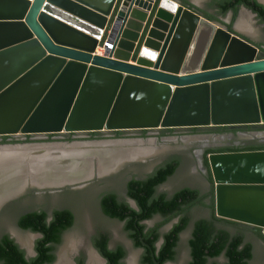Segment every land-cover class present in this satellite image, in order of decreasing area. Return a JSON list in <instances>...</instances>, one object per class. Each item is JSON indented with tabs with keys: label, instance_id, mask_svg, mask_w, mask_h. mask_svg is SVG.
Masks as SVG:
<instances>
[{
	"label": "water",
	"instance_id": "water-1",
	"mask_svg": "<svg viewBox=\"0 0 264 264\" xmlns=\"http://www.w3.org/2000/svg\"><path fill=\"white\" fill-rule=\"evenodd\" d=\"M261 123L264 53L179 0H0V136ZM209 165L216 215L264 235V150Z\"/></svg>",
	"mask_w": 264,
	"mask_h": 264
},
{
	"label": "trees",
	"instance_id": "trees-1",
	"mask_svg": "<svg viewBox=\"0 0 264 264\" xmlns=\"http://www.w3.org/2000/svg\"><path fill=\"white\" fill-rule=\"evenodd\" d=\"M215 3L221 16L232 12L233 17L229 28L234 24L242 6L255 13L258 20L264 23V5L257 0H219ZM210 18L216 19L213 15ZM224 128L220 127L219 130ZM193 129L196 131L198 128L194 127ZM6 138H3V143L7 142ZM177 165L178 161H172L146 179L129 182L128 195L136 202L137 209L125 201H120L115 194L107 195L102 200V208L106 216L123 222L135 247L144 249L142 264H154L152 253L155 254V258L160 264L175 260L180 235L191 222L186 208L189 206H192V209L198 207L195 203L201 199L199 191L191 188L181 189L171 197H167L164 193L157 194L158 186L175 172ZM209 207L210 216L197 219L193 224L189 239L191 256L189 264H250L253 248L250 243L245 241V235L241 232L232 234L226 229L218 227L219 223L238 225L239 222L218 217L215 212L214 197ZM156 215H160L164 221H169L171 217L175 216L178 217V222L165 233H160L158 229L146 230V225L143 222ZM46 218L45 213L34 212L20 219V225L25 229L43 234V237L37 242L36 257L27 260L19 246L6 236L0 240V264L53 263L55 261L54 244L60 242L61 232L73 225L74 216L66 210L56 212L50 222ZM248 231L264 240L262 232L252 228ZM161 238H163V242L158 247L157 243ZM142 239L150 245V248L143 247ZM108 240L107 234L94 240L95 247L107 260L106 264H124L126 250L122 246L110 249ZM48 243L50 245H47ZM219 258H224L225 261L219 263ZM77 264H85V261L81 259Z\"/></svg>",
	"mask_w": 264,
	"mask_h": 264
},
{
	"label": "flooded vegetation",
	"instance_id": "flooded-vegetation-1",
	"mask_svg": "<svg viewBox=\"0 0 264 264\" xmlns=\"http://www.w3.org/2000/svg\"><path fill=\"white\" fill-rule=\"evenodd\" d=\"M181 3L188 1L189 3H192L190 0H179ZM219 0H204V8H200L201 12L207 16L213 15L216 19H209L212 21H216L219 23H226L222 24L225 27L230 29L237 30L240 34H242L244 39L250 41L254 45H256L262 53H264V41L257 40L255 36L250 34V32H245L240 29H238V26H241L239 23V18L241 16L242 11L249 12L250 14H254L253 16L256 19V22L262 26V30L264 32V23H261L256 14L253 13L251 10L247 9L246 7L242 6L239 10L238 16L234 22V24L230 27L233 14L232 12H228L225 16H221L219 14V9L215 2ZM259 2V0H257ZM261 3V2H259ZM262 4V3H261ZM263 5V4H262ZM239 21V22H238ZM240 36V35H239ZM220 127H225L222 130H219ZM194 128V127H193ZM193 128H172V130L169 129H146V130H123V131H99V132H83V133H55V134H48V135H36V134H30V135H3L0 136V145H18V144H28V145H34V144H45V143H54V142H62V143H73V142H96V145H100L101 141H111L112 143H122L120 146H126L129 147L130 150H134L137 148H150L152 150V154L146 157H138V158H129V159H123L121 162H119L118 165H116L113 169L110 171L100 174L98 170L93 168L94 174L92 176V173L90 175V178H87L85 180L74 182V183H67V184H61V185H53V186H34L31 183L27 184V186L18 194L13 195L7 199L4 200L0 204V214L7 213V212H13L15 216L17 217L16 220V226L17 231H11L0 233V240H2L4 237H8L12 239L19 248L24 252V256L27 260H30L34 257H36V246L39 239L43 237V234L41 232L31 231L29 229H25L20 225V219L23 216H26L27 214L34 213V212H43L46 214L47 218L46 220L50 222L52 218L54 217L56 212L59 211H70L74 216V222L73 225L69 228L65 229L61 232L60 236V242L57 244H54V254H55V261L50 264H54L58 258L59 255L57 253V249L61 246V244L64 241L65 234L71 230L76 221V212L75 209L72 207V200H59L58 196L61 197L63 195L70 194L71 191L76 190L80 187L85 186L88 184L91 179L100 180L101 178H109L114 176L124 165H129L131 163H137V162H152V160L157 157L159 154L165 150H170L169 148L160 150L157 152V149L161 148L156 145L157 139H160L161 141H171L175 140V138H184L185 136L188 137H198V139L203 141V144L199 146V149L194 150V156L197 159V168L195 167L192 170V173H195L201 176V179L203 180L204 184L206 185V190H201L196 187L192 186H182L176 191L172 192L171 194L160 191V188L162 185L166 184L172 177L177 175L180 171V169L183 166V160L179 158L178 156H173L161 161H157L154 164H151L148 170H144L145 172L143 174H136L135 172L131 174L130 176H127L124 183V198L121 196V194L113 189L105 190L101 193L99 196V204L102 213L106 216V214L103 211L102 208V200L105 196L110 194H115L117 198L120 201H125L128 203V200H130L132 203H135L136 207L132 205L131 203H128L131 207L137 209L136 202L129 197L128 195V184L132 180H143L149 177L150 175L154 174L159 168L167 165L168 163L172 161H178L177 168L175 172L161 185L157 188V194H166L167 197L173 196L177 191L184 189V188H191L196 189L201 194V199L198 200L195 204L198 206L207 209L210 214V204L212 201V198H215V190H214V180H213V174L209 165V156L211 154L215 153H228V152H250V151H258V150H264V124H247V125H226V126H208V127H197L198 129L195 131ZM7 137L5 140H7L6 143H3V138ZM125 140V141H123ZM153 141V142H150ZM112 145V144H110ZM20 146V145H19ZM7 147V146H6ZM16 147V146H11ZM100 147V146H99ZM131 148V149H130ZM134 148V149H133ZM99 149V148H98ZM125 149V148H124ZM162 154V153H161ZM208 163V165H207ZM98 171V173H97ZM148 172V173H147ZM92 176V177H91ZM56 198V199H55ZM203 202V204H201ZM71 205V206H70ZM192 210V206H189L186 208L187 213ZM155 217H161L160 215H156ZM154 217V218H155ZM162 218V217H161ZM153 219V218H152ZM151 220V219H150ZM148 221V220H146ZM146 221L143 223L145 224ZM178 222V217H171L169 221L161 222L153 227H149L146 224V230H155L158 229L160 233L163 232V229L172 223L171 227ZM195 220L190 224L193 228ZM123 223V222H122ZM246 225V224H243ZM188 226V227H189ZM248 226V225H246ZM170 227V229H171ZM187 227V228H188ZM250 227V226H248ZM186 228V229H187ZM251 228V227H250ZM169 229V230H170ZM168 230V231H169ZM21 232L25 234L27 237H29L28 241H33L32 244V254L28 252L27 248H25L23 240L20 239V236L18 233ZM167 232V231H166ZM97 236L96 238L100 237ZM181 236V235H180ZM131 239V238H130ZM143 240V239H142ZM163 238H161L157 246L159 247L162 242ZM133 242V241H132ZM146 243V242H145ZM134 244V243H133ZM147 244V243H146ZM47 245H50L49 243ZM108 245L110 249H115L116 247L112 248L110 245V239L108 240ZM149 245V244H148ZM135 246V245H134ZM118 247V246H117ZM143 247H147L144 246ZM178 247V246H177ZM138 248V247H136ZM150 248V245L149 247ZM143 254L144 249L139 248ZM98 254L101 256V258L106 260L98 251L96 248ZM82 258H79L76 262L78 263L79 260ZM126 257L124 258L123 262L125 261ZM142 259V255H141ZM107 263V260L104 264ZM142 263V262H141ZM167 262L166 264H168ZM86 264V262H85ZM88 264H91L90 262Z\"/></svg>",
	"mask_w": 264,
	"mask_h": 264
},
{
	"label": "rangeland",
	"instance_id": "rangeland-1",
	"mask_svg": "<svg viewBox=\"0 0 264 264\" xmlns=\"http://www.w3.org/2000/svg\"><path fill=\"white\" fill-rule=\"evenodd\" d=\"M192 3L199 6V8H204V0H190ZM246 11H242L241 16L239 18V23L241 26H238V29L250 32L253 36L257 38V40L264 41V32L262 30V26L256 22L255 17L249 13V15H245ZM153 142V141H150ZM111 144L112 142H106ZM93 143H81L76 142L73 144H63L62 142H54V143H45V144H34L35 146L39 145H60L68 148H64L65 150L70 149L72 145H76V147H80L81 149L92 148V146H88ZM101 144H104L101 142ZM114 148L116 149H129L126 146H120L121 143H116ZM203 144V141L198 139V137H188L184 138H175V140H171L168 142L161 141L157 139L156 145L161 147L157 149V152L166 148L170 150H165L159 155L155 157L152 162L148 161L144 162H133L129 165H124L114 176L109 178H101L100 180L91 179V181L83 187H80L76 190H73L68 195H63L61 197L58 196L59 200H72V207L76 212V221L74 227L69 230L64 237V241L61 246L57 249V253L59 255L58 260L54 264H76L79 258H82L86 264L89 262L91 264H104L103 259L98 254L96 247L94 245V240L100 234H107L110 239V245L112 248L117 246H122L126 250V259L124 264H142L141 263V255L142 252L139 248H136L130 239L128 233L124 228V223L111 219L105 216L100 208L99 204V196L101 193L108 189H113L121 194L124 198V181L127 176H130L134 172L136 174H143L151 164L155 162H159L161 160L178 156L183 160V166L180 169L179 173L172 177L166 184L162 185L160 191L171 194L182 186H192L199 188L201 190H206L207 187L204 184L201 176L195 173H192L193 168L196 169L197 159L194 156V150L199 149V146ZM96 145V144H94ZM25 146V145H20ZM28 146V145H26ZM101 148V147H100ZM137 148V147H136ZM22 148H7L0 147V153L2 152H10L17 153L22 151ZM131 149V148H130ZM134 149V148H133ZM140 149H143L142 147ZM150 149V148H147ZM69 151V150H68ZM152 152V151H151ZM59 151H54L51 156L55 157L59 155ZM149 156V155H147ZM146 157V156H143ZM95 159V160H94ZM29 160V159H28ZM93 168L97 170V159L92 158ZM145 170V171H144ZM98 173V171H97ZM146 173V172H145ZM148 173V172H147ZM94 172H92L93 176ZM99 174V173H98ZM91 176V177H92ZM90 178V177H89ZM85 180V179H84ZM82 181V180H81ZM79 182V181H78ZM65 184V183H63ZM56 199V198H55ZM128 203H133L128 200ZM71 206V205H70ZM189 216L191 219V223L194 220L200 218H208L210 216L209 211L200 206L193 208L189 212ZM17 217L13 212H7L5 214H0V233L11 231H17L16 226ZM161 222H164L163 218L155 217L151 220L146 221V225L149 227H153ZM172 223L167 225L163 232H166L170 229ZM219 228L226 229L232 234L243 233L245 235V241L250 243L253 248V257L250 261V264H264V240L248 231L250 227L239 223L238 225L230 224V223H219ZM192 226L190 225L186 230L181 233L180 240L177 247L176 258L174 261L169 262L168 264H189L191 259L190 256V248H189V239L191 237ZM18 235L20 239L23 240L25 248H27L28 252L32 254V244L33 241H28L29 237L25 234L19 232ZM224 258H219L218 262L223 263Z\"/></svg>",
	"mask_w": 264,
	"mask_h": 264
},
{
	"label": "bare ground",
	"instance_id": "bare-ground-1",
	"mask_svg": "<svg viewBox=\"0 0 264 264\" xmlns=\"http://www.w3.org/2000/svg\"><path fill=\"white\" fill-rule=\"evenodd\" d=\"M245 15H249V12ZM103 143L89 144L88 146H92L91 149H81L72 145L69 151L64 149L68 147L60 145L7 146V148H22V151L14 154L5 151L0 153V204L5 199L20 193L29 183L38 186H55L87 179L93 171L92 158L97 159V170L100 174H104L123 159H135L152 154V150L147 148L129 151L124 148H114L116 143H111L112 145ZM54 151L61 153L52 157Z\"/></svg>",
	"mask_w": 264,
	"mask_h": 264
},
{
	"label": "crops",
	"instance_id": "crops-1",
	"mask_svg": "<svg viewBox=\"0 0 264 264\" xmlns=\"http://www.w3.org/2000/svg\"><path fill=\"white\" fill-rule=\"evenodd\" d=\"M182 4H183L185 7H188V8H190V9H193L194 11L198 12V13L201 14L202 16H204V17H206V18H208V19H211V18H209V16L203 14V13L201 12V9L199 8V6H197L196 4H194V3H189L188 1H186V3H185V2H182ZM222 24H225V25H226V23H222ZM230 31L233 32V33H236V34L240 35L241 37H244L242 34H240V33H239L237 30H235V29H230ZM244 38H245V37H244ZM101 51H102V50L100 49V51H99L98 53L100 54Z\"/></svg>",
	"mask_w": 264,
	"mask_h": 264
},
{
	"label": "built area",
	"instance_id": "built-area-1",
	"mask_svg": "<svg viewBox=\"0 0 264 264\" xmlns=\"http://www.w3.org/2000/svg\"><path fill=\"white\" fill-rule=\"evenodd\" d=\"M101 50H102L101 52H103L104 49L102 48Z\"/></svg>",
	"mask_w": 264,
	"mask_h": 264
}]
</instances>
